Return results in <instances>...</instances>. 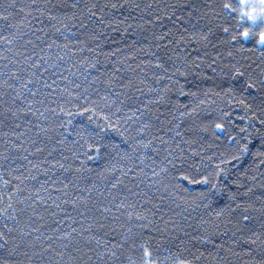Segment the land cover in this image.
Returning <instances> with one entry per match:
<instances>
[{"label": "trees", "instance_id": "trees-1", "mask_svg": "<svg viewBox=\"0 0 264 264\" xmlns=\"http://www.w3.org/2000/svg\"><path fill=\"white\" fill-rule=\"evenodd\" d=\"M73 2L76 0H0V14L8 15V23L27 33L21 43L33 41L22 51L42 64L30 69L36 76L28 87L38 89L37 94L22 89L35 115L21 114L16 119L5 114L9 106L14 110L25 105L19 100L13 104V90L0 87V207L12 196L15 208L26 209L19 216L21 224L30 221L39 229L28 239L39 235L38 243L50 244L55 250L62 244L55 237L91 225V232L85 235L95 237L93 249L103 254L105 245L109 250L113 244L121 245L116 257L105 256L108 264H143L142 244L152 254L151 264H251L253 257L246 254L250 247L264 252V165L254 155L246 156L243 164L223 165L230 169L227 180H220L225 191L208 199L202 193L211 185L189 183L182 177L200 180L210 174L213 165L232 150L228 131L235 135L241 127H248L253 133L252 152L259 149L264 125L257 119L250 127L247 117L239 119L245 115L242 106L235 100L228 103L225 89L239 81L227 78L225 66L238 61L259 74L264 70L260 51L248 44L239 48L225 42L229 33L223 27L231 32L236 24L219 7L225 0H78L80 7L72 9L68 5ZM253 2L259 4V0ZM86 3H116V9H104L105 20L113 26L84 17L88 27H82L73 13L82 17ZM4 23L0 21V25ZM209 31L206 45L196 42L201 33ZM5 55L12 54L0 46V57ZM157 63L168 71L156 67ZM19 68L0 58V85L8 79L6 73ZM20 75L26 77L27 73ZM9 82L20 89L21 81ZM166 87L171 90L165 91ZM181 87L186 94H181ZM102 95L116 103H105ZM86 100L90 107L91 101H97L99 107L95 114L78 115ZM118 108L123 137L98 127L105 125V115L116 120L112 113ZM68 111L73 115H66ZM229 112L230 116L225 115ZM215 123L224 124L228 131L216 130ZM79 132L84 133L83 139L106 145L98 156L89 153L94 159L82 155L85 149L74 143H83ZM81 161L86 163L82 166ZM237 178L253 189L249 196L241 197V203L249 205L251 218L242 225V232L230 223L240 210L231 218L227 213L216 215L232 204L229 192L236 191L233 182ZM37 192L43 203H36ZM3 222L0 217V228ZM48 236L54 239L48 241ZM73 236L81 239L77 233ZM248 238L257 239V244L244 243ZM69 251L75 252V248L70 246ZM89 255L90 264H97L96 252Z\"/></svg>", "mask_w": 264, "mask_h": 264}, {"label": "snow or ice", "instance_id": "snow-or-ice-1", "mask_svg": "<svg viewBox=\"0 0 264 264\" xmlns=\"http://www.w3.org/2000/svg\"><path fill=\"white\" fill-rule=\"evenodd\" d=\"M12 6L14 7L15 5ZM138 6L139 5H137V7ZM68 7L78 9L80 7L78 0L69 4ZM109 7L116 9L118 5L116 3H104L103 5L86 3L84 5V9H86V11L83 13V16H77L74 12L73 18L80 19L81 26L84 28L88 27V25L84 23V17L89 19L95 17L100 24L103 25L107 23L108 27H112L113 25L111 21H106L104 15V9ZM119 7H123V5H120ZM219 7L224 12L231 15L232 19L236 21V24L233 26V30L231 32L228 27H223V31L225 33H229V37L225 42L229 45H237L239 48H243L245 44H248L251 46V49H258L261 56L264 57V0H259L258 5L254 3L253 0H225V2L220 4ZM195 10L196 8L194 7L193 11ZM21 11H23V9H21ZM225 18L227 19V17ZM8 19V15L0 14V21L5 22L3 25H0V46L3 47L5 52L11 53L12 55L11 57L5 55L0 58L9 61L12 64H19L20 68L16 71H9L6 73L5 75H7L8 79H5L3 85H0V87L11 88L13 90L15 93V95L11 97L13 104L19 100L21 105H25L23 107L16 106L14 110L11 106H9L4 110L5 114L10 113L11 116L16 119H20L21 114L25 117L30 113L35 115L33 105L30 102H26L23 98L22 89H27L28 93L32 96L37 94L38 89L33 91L28 87V85L35 82L33 77L36 76V72L30 71V69H38L42 67V64L38 63L32 55H28L25 51H22V49H26L28 45L33 44V41L29 39L24 43H21L27 33L22 32L20 27L17 25L8 23ZM49 19L56 20L57 17L50 16ZM27 23L30 24L31 22L27 21ZM100 31L102 33V30ZM210 34L211 31L208 33H201L199 40L196 42H204L206 45L209 42ZM160 38L162 39L163 37ZM93 39H95V37H93ZM231 55L232 53L229 52V56ZM21 57H23V59H21ZM44 59L45 58L43 56L40 57L41 61H44ZM29 61H31L30 64ZM24 65H27V67H24ZM155 66L162 68L164 72L168 71L167 68H164L163 64L157 63ZM209 66L211 67V65ZM93 67H96V65L93 64ZM195 67L199 68L200 65L196 64ZM225 67L228 69L229 74L227 78L233 82L239 81L238 85H229L225 89V95L230 97L228 103L231 104L232 100H235L237 104L242 106L245 110V115L239 117V119L243 120L247 117L249 119L250 127L254 126L252 121L257 119L260 124L264 125V70H261L259 74H256L251 70V65H242L238 61L231 63L230 65H226ZM212 70L213 72L216 71L215 68ZM45 71H47V69H45ZM97 71H99V69H97ZM116 71H119V69H116ZM21 72H26L27 76H21ZM100 75L103 76L104 73H100ZM181 75H184V73H181ZM221 75L223 78V69L221 70ZM98 78L99 77H97V79ZM163 78L164 77H160L159 79ZM9 81H21L20 89H17L16 85L14 83H10ZM92 83H95V80H93ZM45 86L51 87L47 84V82H45ZM170 90L171 89L168 87L165 88V91ZM85 92H87V89H85ZM180 92L181 94H186L183 92V87H181ZM3 95L7 96L8 93L4 92ZM100 99L105 103H116L115 101H109V97L107 95H102ZM156 102L159 103L160 101L157 100ZM5 103H7V101H5ZM120 103L123 104L124 101H121ZM91 105L92 106L90 107L89 102L86 100L83 105V112H78L77 114L83 115L85 112L95 114L99 104L97 101L93 100L91 101ZM120 110L121 109L118 108L116 112L112 113V115L117 116L116 120H112V116L109 115L102 117L105 125H98V127L101 128V131L106 132L108 129H111L113 132H116L122 137L124 136V130L120 128V118L118 116ZM51 111L55 112L56 109H51ZM61 111L63 112L64 110L61 109ZM40 115H43V113H40ZM66 115L72 116L73 113L68 111ZM225 115L230 116L231 113H225ZM5 118H7V115H5ZM91 119L92 116L90 115L89 120ZM71 123L72 121L69 120L68 124L71 125ZM147 126L148 125H145V127ZM16 127L18 128L20 125L16 124ZM60 127H64V125L61 124ZM214 127L216 130L228 131L222 123H215ZM257 132H259V130H257ZM77 134L81 136L83 143L79 140L74 143L85 149L82 155L86 156L88 159L95 158L94 156L89 155V153L94 152L96 156H98L101 152V148L106 146L100 144L99 142L93 143L88 139H83V132H79ZM20 135L22 136L24 133H21ZM69 135H71V133H69ZM177 135H180V133H177ZM213 135H215V132ZM252 135L253 133L249 132L248 127H241L235 135L228 131V142L232 145V150L227 156L222 157L219 162L213 165V171L208 175H204L200 180H196L195 177L189 179L187 175L183 176L182 179L188 180L189 183L195 182L199 184L211 185V188L207 193H202L205 199L211 197L213 193L225 191L224 187L220 185V180L222 177L227 180L230 174V169H226L223 165H231L234 161L238 164H243L245 162L244 158L248 155H254L259 161V165H264V135L260 136L261 145L255 153L252 152L250 147L252 144L250 137H252ZM17 139H19V136ZM125 143H127V140H125ZM150 143L151 142H149V144ZM147 146L148 145H145V147ZM41 150L42 149L39 148L37 149V151ZM85 163V161H81L82 166ZM61 167H63V165H61ZM163 171H167V169H163ZM195 171L199 173V169H195ZM245 175H247V173H245ZM262 175H264V173H262ZM233 183L236 191L229 192V199L232 201V204L228 205L227 208L220 209L216 215L217 218H219L227 213V215L231 218L233 213L240 210L239 216L230 219V223H232L235 231L242 232V225L246 224V222H248L251 218L248 214L249 205L246 201L241 203V197L249 196L253 189L239 178H237ZM5 184H7V181H5ZM36 197H38L36 203L44 202L43 197H40L39 192L36 193ZM20 203L23 204L24 201L21 200ZM64 203H67V201H64ZM233 205H235V207H233ZM29 206L35 208V204H30ZM55 207L59 208L60 204H56ZM73 207H75V202H73ZM25 211V208L17 209L13 206L12 196L8 197L6 206L0 207V217H2L4 221L3 227L0 228V254H2L0 255V264H90L92 257L89 255V252H96L97 264H108V261L105 260V256H117L116 249L121 246L119 244H113L111 246V250H109L107 245H105V252L103 254L91 247V243L95 237L92 235H85V233L91 232V225H89L88 228H73L72 232H67L55 237V239L62 242L60 250H55L50 244L38 243V241H41L42 239L39 235H37L34 239H28L33 236V232H39V229L32 227L30 221L24 223L23 225L21 224L19 216ZM139 218L140 217H137V219ZM39 219L43 220L44 218L41 216ZM8 221H12V223L9 224ZM55 223L59 225L60 222L55 221ZM41 227H44V225H41ZM55 231L59 232L60 228L57 227ZM235 231L233 232V235H235ZM73 233L78 234V236L82 239V243L81 239H77L73 236ZM47 239L48 241H52L54 237L48 236ZM64 241H67V243H64ZM95 243L99 245L100 241L95 240ZM244 243L255 245L257 244V239L248 238L244 240ZM70 246L75 248V252L69 251ZM261 247H264V241L261 242ZM141 249L143 250V264H151V252H149L143 244L141 245ZM76 253H80V255H76ZM256 253H259L258 259L255 257ZM246 254L253 257L251 264H264V252H262L260 248L250 247ZM55 257H59V259H55ZM85 257H87V259H85ZM37 258H39V261ZM180 264H183V261H181Z\"/></svg>", "mask_w": 264, "mask_h": 264}]
</instances>
